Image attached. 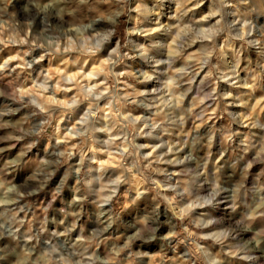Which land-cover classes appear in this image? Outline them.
<instances>
[{
  "label": "clouds",
  "instance_id": "9594fccd",
  "mask_svg": "<svg viewBox=\"0 0 264 264\" xmlns=\"http://www.w3.org/2000/svg\"><path fill=\"white\" fill-rule=\"evenodd\" d=\"M0 264H264V0H0Z\"/></svg>",
  "mask_w": 264,
  "mask_h": 264
}]
</instances>
